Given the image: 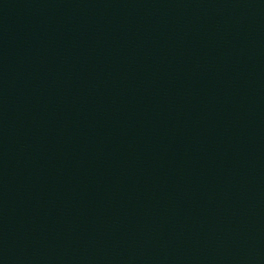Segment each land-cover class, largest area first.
Wrapping results in <instances>:
<instances>
[{
  "label": "water",
  "instance_id": "1",
  "mask_svg": "<svg viewBox=\"0 0 264 264\" xmlns=\"http://www.w3.org/2000/svg\"><path fill=\"white\" fill-rule=\"evenodd\" d=\"M0 264H264V0H0Z\"/></svg>",
  "mask_w": 264,
  "mask_h": 264
}]
</instances>
